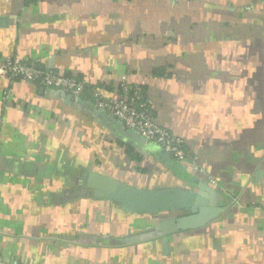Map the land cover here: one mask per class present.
Wrapping results in <instances>:
<instances>
[{
  "label": "crops",
  "instance_id": "crops-1",
  "mask_svg": "<svg viewBox=\"0 0 264 264\" xmlns=\"http://www.w3.org/2000/svg\"><path fill=\"white\" fill-rule=\"evenodd\" d=\"M0 56L87 86L0 78V264H264V0H0ZM121 79L194 164L94 106ZM93 176L198 203L135 212Z\"/></svg>",
  "mask_w": 264,
  "mask_h": 264
},
{
  "label": "built area",
  "instance_id": "built-area-1",
  "mask_svg": "<svg viewBox=\"0 0 264 264\" xmlns=\"http://www.w3.org/2000/svg\"><path fill=\"white\" fill-rule=\"evenodd\" d=\"M0 78L10 82L19 80L34 83L75 99H79L87 89L81 79L62 77L52 70H41L34 62L16 57L0 56ZM119 87L121 95L111 99L105 98L98 90L91 89L94 106L119 122L126 130L156 144L163 154L173 160L186 161L189 157L184 152L183 140L155 123L150 108L151 102L145 94L138 88L130 86L125 79H121ZM189 159L193 164L197 160L196 157Z\"/></svg>",
  "mask_w": 264,
  "mask_h": 264
},
{
  "label": "water",
  "instance_id": "water-1",
  "mask_svg": "<svg viewBox=\"0 0 264 264\" xmlns=\"http://www.w3.org/2000/svg\"><path fill=\"white\" fill-rule=\"evenodd\" d=\"M117 124L122 126L119 122ZM128 132L148 143L135 133ZM90 186L104 198L119 202L126 208L141 213L157 214L186 209L195 210L198 203L196 196L184 189L139 190L104 176H93Z\"/></svg>",
  "mask_w": 264,
  "mask_h": 264
}]
</instances>
